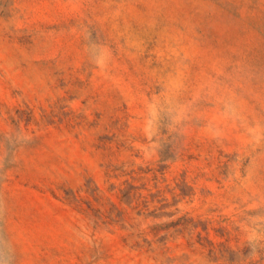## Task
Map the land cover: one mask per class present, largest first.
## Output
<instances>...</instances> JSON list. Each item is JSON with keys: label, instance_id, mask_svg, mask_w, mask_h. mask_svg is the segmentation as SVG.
Returning a JSON list of instances; mask_svg holds the SVG:
<instances>
[{"label": "rangeland", "instance_id": "rangeland-1", "mask_svg": "<svg viewBox=\"0 0 264 264\" xmlns=\"http://www.w3.org/2000/svg\"><path fill=\"white\" fill-rule=\"evenodd\" d=\"M0 264H264V0H0Z\"/></svg>", "mask_w": 264, "mask_h": 264}]
</instances>
